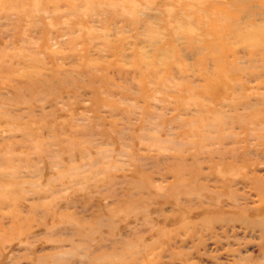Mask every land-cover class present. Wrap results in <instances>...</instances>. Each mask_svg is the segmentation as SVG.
I'll list each match as a JSON object with an SVG mask.
<instances>
[{
    "label": "rangeland",
    "instance_id": "1",
    "mask_svg": "<svg viewBox=\"0 0 264 264\" xmlns=\"http://www.w3.org/2000/svg\"><path fill=\"white\" fill-rule=\"evenodd\" d=\"M0 264H264V0H0Z\"/></svg>",
    "mask_w": 264,
    "mask_h": 264
}]
</instances>
